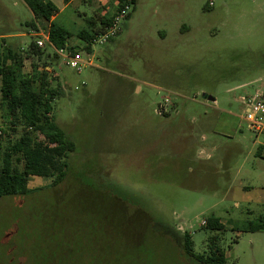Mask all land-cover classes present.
I'll list each match as a JSON object with an SVG mask.
<instances>
[{
  "label": "rangeland",
  "instance_id": "1",
  "mask_svg": "<svg viewBox=\"0 0 264 264\" xmlns=\"http://www.w3.org/2000/svg\"><path fill=\"white\" fill-rule=\"evenodd\" d=\"M52 1L62 9L55 23L74 34L94 11L115 8L108 0H73L65 9L66 0ZM128 13L107 43H94L90 55L81 48L92 61L81 73L59 56L51 78L64 94L53 113L75 144L70 170L57 187L32 177L37 194L4 199L0 238L21 227L26 243L35 225L52 227L57 241L63 227L71 242L60 239L61 250H78L77 226L94 222L98 235L109 231L116 241L101 245L103 264H193L176 233L190 234L200 254L215 240L226 264H264V229L250 231L264 222L262 140L242 102L264 90V0H135ZM32 15L22 0H0V21L9 34H26L24 49L45 32L25 25ZM213 219L225 229H209ZM9 254L0 246V264Z\"/></svg>",
  "mask_w": 264,
  "mask_h": 264
},
{
  "label": "trees",
  "instance_id": "2",
  "mask_svg": "<svg viewBox=\"0 0 264 264\" xmlns=\"http://www.w3.org/2000/svg\"><path fill=\"white\" fill-rule=\"evenodd\" d=\"M31 10L34 18L26 24L31 30L38 32L43 29L48 36L46 46L53 48V53L41 49L33 39L27 48L16 49L8 41H0V119L4 122L0 130V203L12 197H25L37 194L38 190L29 187L32 177H40L51 181L52 187L59 186L68 176L70 170V155L75 151V144L69 135L57 124L53 113V103L63 96L60 85H52L50 63L41 67L37 61L58 59L56 50L67 49L71 54L80 53L77 47L70 45L73 34L64 27L57 25L52 19L59 9L51 0H22ZM114 4L112 14L94 11L93 15L85 18L86 29L76 37L85 43L87 54L93 53L92 45L97 42L115 19L134 4L135 0H108ZM130 14L126 15L129 18ZM31 61L30 71H25V64ZM207 98V96H205ZM19 132V134H17ZM17 135V136H16ZM107 224L114 225L110 217ZM81 222L79 229L80 247L62 248L60 239L71 242L69 231L62 227L60 239L54 240V229L39 231L34 226L28 231V242L22 238L21 227L13 237L11 230L0 238V246L7 247L11 255L9 264H84L83 257L89 253V264H103L97 260L101 245L116 244L110 240L112 232L97 234L93 224ZM31 224V223H30ZM61 226V225H59ZM212 231H223L224 225L219 219L207 222ZM11 229V228H10ZM18 229V227H17ZM264 229L262 224H251L250 231ZM112 235V236H111ZM176 243L187 254V262L193 264H226V251L216 241L211 240L208 251L195 253L194 243L190 234L176 233ZM142 237V236H141ZM141 241V238L138 242ZM31 248L34 249L31 251ZM30 252H25V250ZM61 252V254H60ZM62 255V256H61ZM21 257H23L21 259ZM21 260V261H20Z\"/></svg>",
  "mask_w": 264,
  "mask_h": 264
},
{
  "label": "built area",
  "instance_id": "3",
  "mask_svg": "<svg viewBox=\"0 0 264 264\" xmlns=\"http://www.w3.org/2000/svg\"><path fill=\"white\" fill-rule=\"evenodd\" d=\"M132 0H128L131 2ZM129 12V5L124 11L115 19L113 24L107 28L106 32L99 36L97 42L105 44L118 34L119 22L124 19ZM48 42V36L45 32L41 33V39L36 41L39 47H43ZM57 54L67 59V65L81 73L84 67L91 66L92 61L83 59L80 53L73 55L67 49L56 50ZM245 108L244 119L248 122L250 130L257 139H261L259 144L260 152L264 156V90L257 89L255 92L248 94L242 99ZM1 134V132H0Z\"/></svg>",
  "mask_w": 264,
  "mask_h": 264
},
{
  "label": "crops",
  "instance_id": "4",
  "mask_svg": "<svg viewBox=\"0 0 264 264\" xmlns=\"http://www.w3.org/2000/svg\"><path fill=\"white\" fill-rule=\"evenodd\" d=\"M52 1V0H51ZM71 1H73V0H66L65 1V6L63 7L64 9L67 7V5L68 4H70V2ZM55 2V1H54ZM58 9H59V11H58V13L53 17V21L55 22L56 21V18L58 17V15L61 13V11H62V9H60L59 7H58ZM4 14V13H3ZM33 16V15H32ZM10 19V18H9ZM28 22H25V25L27 24ZM3 22L2 21H0V41H2V40H6V41H8L9 43V45H12L14 48H16V49H21L22 47H21V45H18L20 42H18V41H20V39L19 38H23V37H25V35L26 34H24V33H21V34H9V32H8V29L7 28H5V27H3ZM76 25H77V22H76ZM63 27V26H62ZM87 28V27H86ZM86 28H84V29H86ZM84 29H82V30H84ZM81 30V31H82ZM80 32V31H79ZM78 32V33H79ZM33 33H35V32H32V33H29V35L28 36H34L35 34H33ZM77 33V34H78ZM73 34V37H72V39L70 40V45L71 46H73V47H77V50H79V49H81L82 47L83 48H85V43H83L82 41H80L77 37H76V35L77 34H74V33H72ZM54 49L53 48H51L49 51H48V53H53L54 51H53ZM59 56V55H58ZM48 63H50V65H51V68H48V70H50V71H52L53 70V73H54V75H57L56 74V72H55V70H54V65L55 64H57V61H58V59L57 60H54V59H52V58H50V56H49V58H48V60H46ZM57 77H58V75H57Z\"/></svg>",
  "mask_w": 264,
  "mask_h": 264
},
{
  "label": "water",
  "instance_id": "5",
  "mask_svg": "<svg viewBox=\"0 0 264 264\" xmlns=\"http://www.w3.org/2000/svg\"><path fill=\"white\" fill-rule=\"evenodd\" d=\"M207 101H210V102H215V98L212 97V96H207Z\"/></svg>",
  "mask_w": 264,
  "mask_h": 264
}]
</instances>
